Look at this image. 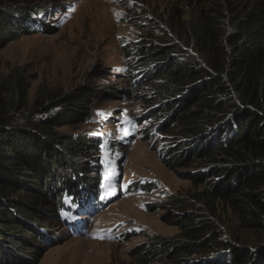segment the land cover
Listing matches in <instances>:
<instances>
[{"label": "rangeland", "instance_id": "374dc122", "mask_svg": "<svg viewBox=\"0 0 264 264\" xmlns=\"http://www.w3.org/2000/svg\"><path fill=\"white\" fill-rule=\"evenodd\" d=\"M4 6L21 10L43 7L37 20L48 29L0 47V81L16 73L28 87L25 109L10 111L11 123L23 122L21 117L41 100L38 94L42 89L63 95L85 91L90 96L88 120L72 121L58 133L98 148L88 150L86 156H69L55 167L59 175L68 176L74 173L72 163L81 170L89 163L95 172L86 179L92 181L102 165L109 164L103 195L106 202L113 200L91 217L84 234L51 221L48 241L41 244L40 239L35 240L36 248L28 255L23 247L10 244L6 249L10 257H3L0 264H230L229 245L237 253L260 254L264 250V231L242 230L240 209L230 201L212 199L207 188L194 179L206 175L207 164L178 166L171 162L176 154L184 153L173 142L185 124L159 132L161 118L147 113L162 101L148 96L153 85L134 87L137 73L148 72L140 66L147 58L143 52L133 54L130 50L150 40L160 50L169 44L160 31L142 29L150 20L183 21L208 8L229 16L244 10L259 13L264 10V0H0V7ZM16 23L29 25V21ZM169 98H164L165 102ZM151 132L155 135L150 136ZM128 188L130 191L115 199L119 191ZM40 197L32 200L39 202ZM40 202L43 205L36 203L31 208L42 210L49 204ZM128 230L132 238L121 240L120 235ZM189 242L195 248L207 246L214 255L205 256L204 262L201 254L167 257L169 249ZM147 246H156L157 251L146 254L143 248Z\"/></svg>", "mask_w": 264, "mask_h": 264}, {"label": "trees", "instance_id": "16d2710c", "mask_svg": "<svg viewBox=\"0 0 264 264\" xmlns=\"http://www.w3.org/2000/svg\"><path fill=\"white\" fill-rule=\"evenodd\" d=\"M41 13L40 6L26 10L0 7V47L23 36L48 31L47 25L37 20ZM17 20L29 21V25L17 24ZM147 24L143 30L160 31L169 44L160 50L150 40L130 47L133 54L143 52L147 58L140 66L148 72L137 73L143 77L135 81L134 87L153 85V93L147 94L162 103H155L149 114L151 118H161L160 133L178 123L185 124L173 142L184 153L176 154L171 162L178 166L207 164L206 175L194 179L207 188L212 199L230 201L240 209L242 230L263 232L264 10H244L229 16L217 8H208L191 13L183 21L150 20ZM27 90L16 73L0 81V260L10 257L6 249L11 245L23 247L28 255L36 248L35 240L40 239L41 244L48 241V223H59L57 209L62 195L80 201L79 188L93 192L99 181L98 173L92 181L86 179L95 172L89 163L82 170L72 163L74 173L68 176L59 175L55 167L69 156H86L88 150L98 148L97 144H83L78 138L58 133L72 121L88 120L90 96L85 91L63 95L42 89L38 94L41 100H36L21 117L23 122L11 123L10 111L25 109ZM167 96L170 100L165 102ZM146 101L150 103L147 98ZM212 176L215 180L210 185ZM97 192L98 188L94 194ZM34 196H41L39 202L32 200ZM40 200L49 204L42 210L32 209L36 203L43 205ZM29 244L32 247L26 246ZM156 248L147 246L143 251L147 254ZM228 250L232 255L230 264H264V250L260 254L237 253L232 245ZM166 253L170 258L201 254L204 262L213 251L207 246L195 248L189 242Z\"/></svg>", "mask_w": 264, "mask_h": 264}, {"label": "clouds", "instance_id": "9594fccd", "mask_svg": "<svg viewBox=\"0 0 264 264\" xmlns=\"http://www.w3.org/2000/svg\"><path fill=\"white\" fill-rule=\"evenodd\" d=\"M144 26H145V25H144ZM138 76L141 77V79H142V77H143V75H141V76L138 75ZM138 76L136 77V79L138 78ZM141 79H140V80H141ZM136 82H137V81H136ZM139 82H140V81H139ZM151 109H153V108H151ZM128 238H129V237H128ZM128 238H127V239H128Z\"/></svg>", "mask_w": 264, "mask_h": 264}, {"label": "snow or ice", "instance_id": "6c2138e0", "mask_svg": "<svg viewBox=\"0 0 264 264\" xmlns=\"http://www.w3.org/2000/svg\"><path fill=\"white\" fill-rule=\"evenodd\" d=\"M98 238L103 239L104 237H103V236H100V237H98Z\"/></svg>", "mask_w": 264, "mask_h": 264}]
</instances>
